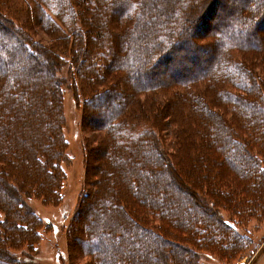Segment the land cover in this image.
Segmentation results:
<instances>
[{
	"label": "trees",
	"instance_id": "1",
	"mask_svg": "<svg viewBox=\"0 0 264 264\" xmlns=\"http://www.w3.org/2000/svg\"><path fill=\"white\" fill-rule=\"evenodd\" d=\"M259 1H252L251 9L246 6L244 14L238 10L240 32L215 31L214 42L225 41L220 51L213 47L214 56L218 51L221 56L211 64L212 74L201 78L192 73L181 79L180 90L170 85L161 91L165 79L154 80L149 67H143L138 78L128 76L125 70L120 85L126 82L133 90L128 94L133 97V105H126L124 112V106L119 107L121 115L116 112L104 126L109 139L102 136L109 140L102 153L109 146L108 154L115 151L108 186L101 182L95 163L99 148L85 142V191L68 228L70 264L74 254L79 255L75 253L77 238L88 242L87 248L91 246L92 252L86 249L85 253L95 257L92 264H174L165 261L171 257L178 264H187L190 259L185 258L182 243L192 247L191 264H201L200 252L231 262L256 248V227L251 230L248 226L252 221L264 220V92L256 79L264 76V60L260 63L261 75L248 67L246 58L236 51L247 55L254 33L257 35L258 26L264 24L263 12L258 10L264 2ZM206 2L122 0L116 5L113 0H0V58L7 56L9 64L6 68L0 63V213L4 215L0 222V264H19L14 252L34 253L41 241L43 221L28 207L25 196L53 205L63 199L67 180L63 162L68 148L63 133L65 81H69L89 119L95 118L96 114H87L88 108H97L95 102L101 101L106 107L127 94V88L118 91L116 82L111 81L112 74L108 76L107 72L121 65L129 69L136 60L143 66L145 61L175 50L180 42L191 43L186 36L190 25L195 28L190 13ZM211 6L203 12L198 26L206 17H212ZM18 17L30 21L31 26L21 28ZM124 19L131 21L130 28L111 29L114 21L120 25ZM147 26L152 28L150 35ZM88 32L94 36L89 47ZM256 37L260 44L262 37ZM131 40L134 42L128 49ZM52 41L59 44L52 55L58 65L70 62L71 74H78L80 81L59 77L58 65L52 61L37 62L39 53L34 44L44 53ZM95 42L104 49L99 52ZM87 52H94L96 58L88 69L81 66ZM41 66L43 72L37 73ZM134 71L138 70H129L130 74ZM212 75L220 76L218 80L230 86L225 85L214 95L208 86L209 79H214ZM28 83H45L47 87L37 95L32 86L27 89L28 96L24 91ZM236 87L244 91L240 93ZM154 90L178 99L179 104L171 102L172 107L166 100L161 106ZM245 91L254 93L256 100L248 98ZM144 92L147 101L141 103L140 94ZM215 97L229 105L230 123L235 124L227 123L214 104ZM177 107L179 115L185 111L187 124L170 123L175 149L169 152L156 130L161 119L169 121L170 111ZM25 123V129L21 128ZM4 140L11 147L3 146ZM235 156L242 165H235ZM172 181L176 182L174 193L168 191ZM116 183L118 189L113 188ZM96 205L100 211L95 216L92 212L87 215L88 207ZM78 226L80 231L76 230ZM159 243L169 248L158 251Z\"/></svg>",
	"mask_w": 264,
	"mask_h": 264
},
{
	"label": "rangeland",
	"instance_id": "2",
	"mask_svg": "<svg viewBox=\"0 0 264 264\" xmlns=\"http://www.w3.org/2000/svg\"><path fill=\"white\" fill-rule=\"evenodd\" d=\"M113 1L117 5L122 0H113ZM252 1L253 2L255 1L256 4L261 3L259 0H208V2H206L200 8H198V10H192L190 13L193 24L195 25V28H191V25H190L189 30H188V35L186 36L188 37L187 41L191 43L180 42V44L176 46L175 50H171V51L169 50V51L163 52L160 58H154L149 61H145L143 66L141 64V61L136 60V61L131 62V64H129V69L127 67L124 68V66L121 65L120 68H116L111 71H108L107 75L111 76L112 74L111 81L116 82L118 91L119 90L123 91L127 88L126 82L124 83L123 86H121L120 83L124 79L123 76H125V70L129 73L128 76L130 75V77L132 76L134 78H138L137 74L141 75L143 73V67L144 68L149 67L154 72V75H152L154 80L165 79V84H163L160 89L161 91H163L167 86H170V85L171 86L174 85L176 86V89L180 90L179 88H181L182 86L181 79H186L192 73L196 74V76L200 75L201 78L204 76V74H212L213 71L211 68V64L215 63L220 58L221 56V54L219 53V51L221 50L220 46H224L223 43L225 41L223 40L222 42H220L221 40L220 39V40H217L218 42H214V37L212 36H214L215 33L220 30L221 31L222 30H226V31L232 30V32H240L241 26L238 23H236L237 20L239 19L237 17L238 10L241 9V13L243 12L244 14V12H246L245 10H248V8L251 7L250 5L252 4ZM263 2L264 0H262V3ZM209 5H212L211 7L213 8L212 17L211 18L206 17L202 25L198 26L197 23H199L203 12L206 10V8L209 7ZM246 6H248V8ZM258 10L260 13L263 12L262 14V17H263L264 16V4L263 6L260 4L258 6ZM17 22L21 26V28H24V29H26L28 26H31V22L30 21L24 22V19L22 17L21 18L18 17ZM130 24H131V21H127V19H124L122 22H120V25L118 22L114 21V24H112V26L110 27L111 29L114 28V30L118 31L123 26H125V28H130L131 27ZM12 25H14V23H12ZM257 32H258L257 35L262 37L260 44L258 42V39L256 37L257 35L255 32L254 37L252 38L253 42H251L253 45L252 44L250 45L252 49L247 50L246 52L247 55H245V52H241V51H236V52L237 54H240L244 58H246L244 59V62H247L248 67H251L254 72L260 73L262 75L263 67L261 66L260 63H263V60H264V24L260 27L258 26ZM147 33L148 35L152 33V28L150 26H147ZM234 35L236 34L234 33ZM39 37L43 38V35ZM93 37H94L93 34H90L89 32L86 33V40L88 43V47L92 43ZM141 38L143 39V41L146 40L145 37H140L139 39ZM133 42H134L133 40L129 42L128 49L132 46ZM256 44L257 46L259 45V47H256ZM213 47H215L216 50H219L216 56H214ZM34 48L39 53L37 54L39 56L35 58L37 62L47 63V61H52L54 62V64H57V65L59 64L58 62H56L54 56H52L54 52L59 49L58 42L56 41L50 42L49 45L47 46L48 51L43 49L44 53L41 52L42 50L40 49V46L34 44ZM95 48L100 52L104 49V46L100 45L97 42L95 45ZM94 52H97V51H94ZM94 52L92 53L87 52L86 54H84V61L82 62L81 66H84L86 69H88L89 65L92 64L93 61H96ZM99 60L100 59H98L97 62ZM0 63L4 64V67L8 68L9 64H8L7 56L5 58H0ZM70 64L71 63L68 62L66 65L64 64L63 66L58 65L57 75L61 78L68 77L71 80L77 78L78 81H80L81 78L78 74H75V73L71 74ZM176 66H180V69H182V71L180 69L177 70ZM131 68H134L138 71H134L133 74H130L129 70H131ZM43 70L44 68L41 66V68L37 71V73H41L43 72ZM97 70H100V68H98ZM88 74H89L88 77L92 79L91 77L92 73L89 71ZM167 75H170L169 79L166 78ZM212 76L214 79L213 80L209 79L210 81L208 80L209 81L208 86H210V89L214 95L218 94V90H222V88L224 87L226 88V86H230L229 84L226 85V81L218 80L221 78L220 76L216 78L214 77V75ZM261 77L262 78H259V76H257L256 79H257V83L260 89L264 92V76H261ZM65 82H66V84L64 85L66 86L65 95H64L65 121H64L63 133H64L65 138L68 140V148L66 150L65 162H63V167L65 169L66 178H67L66 183L64 185V189H63V199L61 200L59 204L53 205V204H46L41 199H37L36 197L32 195L25 196V200L28 204V207L37 215L38 218L41 219V221H43L44 226H43V229L41 230L42 231L41 241L38 245H36L35 247L36 251L34 253L30 252L29 250H26V251L19 250L17 252L16 251L14 252V257L18 260L19 264H70L69 258L67 256V250H68L67 238H68V231H69L68 228L69 226H71L72 219L77 211V208L80 203V199L85 191V176H86V165H85V155H86L85 145L86 144L85 142L87 140V143H90L93 148H96V149L99 148V152L97 153V158H96L95 163L99 167L98 174L99 175L101 174L100 175L101 182L102 181L105 182V186H108L109 184L107 180L109 179V183H110L111 181L110 177H112L111 175L113 173V168L111 164L113 161H115L114 160L115 151L112 154H108V149L110 147L109 146L107 147L106 152L102 153V149L104 151V149L106 148L104 147L105 143L109 139L108 134L104 130L105 129L104 126L106 125L108 118L109 117L113 118L116 112H119L116 115H119V116L121 115V111L117 110L119 107L124 106L123 109L121 108L122 111L124 112L126 110L125 108L126 105H127V108H129V104L131 107L133 105L132 104L133 97L131 99L128 96V94L133 90L130 91V88H127L126 90L127 94L124 95V97L121 98L119 101H117L116 104H109L106 107H103L101 104V101L95 102V104L98 103L96 105L97 108L95 106L93 107L94 108L93 110H91V108H88L87 114L89 113L91 115L94 114V116L96 114V117L89 119L90 116L86 115V111L84 112L83 105L78 104L79 100L77 98V95L75 94L72 86H70V84L68 85L69 81H65ZM15 83H18V82H15ZM29 83L25 85L24 87L25 95L28 93V96H29V92L27 89L32 86H34V92L37 95H41L42 94L41 90L47 87L45 83L35 84V85H30ZM200 86H202V84ZM211 87H213V89ZM89 89L92 91L95 90L93 86H90ZM236 90L240 93L244 91V90L239 91V88L237 87H236ZM137 91H139V89ZM137 91L135 92V94L138 93ZM247 92L245 91V93L248 95V98H251V100H254L255 98L256 100V95L254 93L250 91H247ZM154 94L157 95L156 96L157 99L159 97V100L161 103H158V104H160L161 106H163V103H166V100L170 102V105L172 103L179 104L178 99H175L174 97L173 98L170 97L165 92L160 94V91L154 90L153 95ZM32 97L33 95L30 96L29 99L31 100ZM146 97L147 96L145 92L140 94L141 103L142 102L146 103L147 101L145 100ZM254 102L255 104L258 103V101H254ZM173 104L171 105L172 107L174 106ZM214 104L224 114V117H226L227 123L235 124L234 121H231L230 123V118L232 117H231L230 107L228 104L225 105L217 97H215ZM170 105H169V108L171 109ZM138 108L139 107H137L136 109ZM35 112L36 111H34L33 114H35ZM172 112L170 111L171 116L168 119L169 121H167L168 123L163 120L164 118L161 119V122H159L157 125L159 129L156 130L158 132V136H160V139H161L160 142L166 147L165 149H167L169 152L175 149V148L172 149V145L174 144L173 143L174 141H173V137L171 136L172 129H171L170 123L177 122V124H180L181 126H184V127H186V124H187L186 120L184 119V115H185L184 110L182 111L180 115H179V112H180L179 107H177V109L172 108ZM180 116H183V117H180ZM191 123L193 124L192 121L190 122V124ZM25 126H26V123L23 124L21 128L25 129ZM259 127H261V124L259 125ZM186 129H188V127ZM102 136H107L108 139L107 138L104 139ZM8 137L9 136H5L6 139ZM7 142L8 141L6 140V143ZM6 143L4 140L3 146L11 147L10 145H7ZM108 144L110 145V143ZM168 157L171 158L170 155H168ZM234 163H236L235 165L237 167L242 165V161L239 160V158L236 156L234 157ZM29 167H32V165H29ZM24 170H26V168H23L22 173H24ZM250 179L255 180V178H252V177ZM256 184H257V177H256ZM168 186H169L168 191L174 193L176 182L172 181L170 182V184H168ZM113 188L118 189V184L117 183L114 184ZM160 189L161 188L159 186L158 187L159 194H161ZM88 202H86V204ZM98 207L99 206L97 205L95 208L91 207V209L90 207H88L86 214L88 215L92 212L93 216H95L96 211L97 210L98 212L100 211ZM181 211H184V210H181ZM224 217L226 218V220L228 221L230 220L229 215L225 212H224ZM3 219H4V215L0 213V222ZM255 227H256V232H253L254 233L253 235H254V238L256 239V248L254 250L247 251L246 253H244L243 256H240L237 260H234L231 262L221 260L218 257H215L206 252H200L199 253L200 263L201 264H264V220H261L260 222L252 221L250 225L248 226V228L251 230H253ZM79 228L80 227L78 226L76 230L80 231L81 228L80 229ZM90 228H91V225H90ZM91 234H94L92 229H91ZM91 234H88V235L90 236ZM166 237L168 239L170 238L168 236ZM77 239H75L76 241H74L75 246L77 248V252L75 253H79V255L74 254L72 263L73 264H86V263L92 264L95 257L89 256V254L85 253L86 249L92 252L91 246L87 248L86 246L88 245V242L84 240H79V239L77 240ZM106 244L109 245L110 242H106ZM182 244H181V249L183 250L185 258L188 260L190 259L187 262V264H191L194 258H192L191 254H189V251L192 247L186 248V246ZM162 248L167 249L169 248V245L165 243H159L158 251L162 250ZM172 258L173 257H171L170 259L168 258V261L165 259V261L167 263L174 262V264H178L177 262H175V260H172ZM122 261L124 262L125 260L122 259ZM9 264H14V263L10 262Z\"/></svg>",
	"mask_w": 264,
	"mask_h": 264
}]
</instances>
